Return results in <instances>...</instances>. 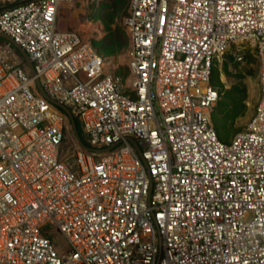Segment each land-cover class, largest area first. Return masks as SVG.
<instances>
[{"label": "built area", "instance_id": "obj_1", "mask_svg": "<svg viewBox=\"0 0 264 264\" xmlns=\"http://www.w3.org/2000/svg\"><path fill=\"white\" fill-rule=\"evenodd\" d=\"M83 2L0 9L33 67L0 43V264H264V0H130L127 93L58 27ZM244 43L261 96L225 143L213 74Z\"/></svg>", "mask_w": 264, "mask_h": 264}, {"label": "rangeland", "instance_id": "obj_2", "mask_svg": "<svg viewBox=\"0 0 264 264\" xmlns=\"http://www.w3.org/2000/svg\"><path fill=\"white\" fill-rule=\"evenodd\" d=\"M27 1L29 0H0V9ZM129 3L130 0L127 13L119 16V13L116 14L115 11L119 0H85L76 6L64 5L58 19V27L61 31L75 30L85 40L94 44L105 57L108 69L115 73L126 93L131 86L128 68L129 32L125 23L129 13ZM72 13H75V17ZM114 13L116 15L114 21H110ZM70 17H73L71 21ZM79 24L85 25L86 28L79 30L77 27ZM121 37L127 46L122 51L111 55L110 52L113 51L117 40H122ZM0 43L4 45L8 42L0 39ZM13 52L21 58L18 50L15 52L13 49ZM240 56L244 57L243 61L238 60ZM260 75L261 64L257 52L249 43L232 47L223 62L217 66L215 79L223 93L221 101L214 110L213 121L224 142L229 143L237 133L247 128L255 114L261 96ZM71 146H73V133L69 132L67 147ZM59 241L63 244L60 239Z\"/></svg>", "mask_w": 264, "mask_h": 264}, {"label": "trees", "instance_id": "obj_3", "mask_svg": "<svg viewBox=\"0 0 264 264\" xmlns=\"http://www.w3.org/2000/svg\"><path fill=\"white\" fill-rule=\"evenodd\" d=\"M128 1H129V0H119V4H118V6H117V8H116V10H115L117 13H116V12H115V13H116V14L119 13V16H120V15H124V14H126V13H127V8H128ZM24 3H26V2H24ZM21 4H23V3L15 4V5H13V6L9 7V8H13V7L19 6V5H21ZM5 9H7V8H5ZM115 13L111 16L110 21H114V18L116 17ZM114 16H115V17H114ZM121 38H122L121 41H120V39H119V40H117V42L115 43V46H114V48H113V51L110 52L111 55H112V54H116V53L122 51V50L127 46V43L124 41L123 37H121ZM215 74H216V69L214 70V74H213V83H214L215 86L219 87L221 93H223L222 90H221L220 85L217 83V81H216V79H215ZM213 118H214V113H213ZM73 121H74V122H72V124H73V128H74L75 134H76L77 137L80 139L81 144H82L84 147L89 148V145H88V144L86 143V141L83 139V136H82V129H81V125H80V123H79L77 120H73ZM215 127H216V126H215ZM216 130H217V129H216ZM218 135H219V134H218ZM219 138H220V136H219ZM220 139H221V138H220ZM221 140H222V139H221ZM222 141H223V140H222ZM223 142H224V141H223ZM225 143H228V142H225Z\"/></svg>", "mask_w": 264, "mask_h": 264}, {"label": "water", "instance_id": "obj_4", "mask_svg": "<svg viewBox=\"0 0 264 264\" xmlns=\"http://www.w3.org/2000/svg\"><path fill=\"white\" fill-rule=\"evenodd\" d=\"M0 39H3L5 41L11 43L18 50V52L22 55V57L26 60L30 69L33 72V67H32L31 61H30L29 57L26 55V53L23 51V49L18 44H16L9 36H7L5 34L0 33ZM62 109L70 116V112L68 109H66L64 107H62ZM72 122H74V121L72 120Z\"/></svg>", "mask_w": 264, "mask_h": 264}, {"label": "bare ground", "instance_id": "obj_5", "mask_svg": "<svg viewBox=\"0 0 264 264\" xmlns=\"http://www.w3.org/2000/svg\"><path fill=\"white\" fill-rule=\"evenodd\" d=\"M70 6V5H69ZM78 12V11H77ZM76 13V12H75ZM75 13H72L73 14V16L75 17ZM71 14V15H72ZM71 18L73 19V17H70V21H71ZM67 20V19H66ZM77 20V19H76ZM77 27H78V29L79 30H84V28H86V26L85 25H82V24H79V25H77Z\"/></svg>", "mask_w": 264, "mask_h": 264}]
</instances>
